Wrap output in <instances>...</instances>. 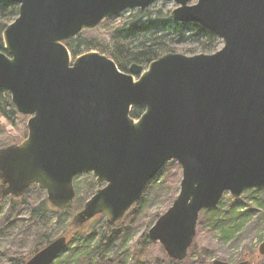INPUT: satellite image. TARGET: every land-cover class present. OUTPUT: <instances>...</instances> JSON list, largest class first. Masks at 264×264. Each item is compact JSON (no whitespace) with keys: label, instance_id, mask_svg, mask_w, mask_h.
Wrapping results in <instances>:
<instances>
[{"label":"water","instance_id":"water-1","mask_svg":"<svg viewBox=\"0 0 264 264\" xmlns=\"http://www.w3.org/2000/svg\"><path fill=\"white\" fill-rule=\"evenodd\" d=\"M6 1L18 14L1 33L0 89L27 115V135L0 148V196L19 198L35 184L50 206L63 209L75 198L73 178L91 172L104 184L71 222L105 214L115 223L176 160L178 192L147 236L180 261L200 211L216 207L225 192L238 199L264 185V0H163L176 4L169 21L195 22L223 46L167 51L127 71L95 49L72 57L64 41L157 0ZM134 105L143 107L137 117L130 115ZM66 245L59 235L24 264H50ZM257 253L264 255V238Z\"/></svg>","mask_w":264,"mask_h":264},{"label":"rangeland","instance_id":"rangeland-1","mask_svg":"<svg viewBox=\"0 0 264 264\" xmlns=\"http://www.w3.org/2000/svg\"><path fill=\"white\" fill-rule=\"evenodd\" d=\"M175 6L176 4L173 1L157 0L150 4L148 8L151 12H156L158 9H161L163 13L167 14L162 17V19L167 20L168 12ZM135 9L136 8L125 9L118 15L102 19L96 28L81 32L83 38L95 43L99 46L98 51L107 54L106 49L110 47L109 36L111 29L131 20V16L134 15ZM152 15H154V13ZM146 18H148L147 15H145L144 19ZM222 45L223 43L220 40L214 51L221 48ZM86 50L89 49H84L82 51ZM171 51H177L186 55L201 52L210 53L201 50L194 43L188 42L177 44ZM0 120L3 121L1 118ZM6 129L12 130V132L16 134V130L14 128L11 129L10 125H6ZM19 141H13L8 144ZM170 161H168V163ZM157 175L155 187L151 190V196H149L146 204L148 211L154 215H152L153 217L150 215V218L152 217V219L147 217V219H150L148 221L149 223L141 222V219H136L132 223L129 232H124L122 229L118 236L112 238L105 237L106 235L104 236V225L108 219L105 214H97L92 219L77 226L71 222L72 215L82 206L83 203L68 211L69 215L66 219L67 221H58V216L50 211L48 206L47 209L40 214V211H38L37 208H35V210L34 207H36L35 205L40 200L46 198V192L44 189L39 188L36 185H32L26 194L21 196V200H26V203L24 204L15 203V205H12L8 196L1 197L0 264H12V257L26 254L28 251H31L37 243H41L44 246L47 243L45 242L46 239L51 240L59 235H63V230L67 226L78 228V230L82 232L72 238L69 241L70 243L66 245L62 252L50 264H105V260L107 258H111L113 260V264H154L155 260L157 261L156 264H170V262H168L163 255L167 254L157 241L150 240L149 238L145 241L141 237L138 244L143 245L145 252H138L139 255L135 254L134 256L133 249L129 248L130 245L136 239L140 238L144 232L147 235L148 228L153 224L155 219L168 208L178 192V182L176 191L174 190L175 188L172 187L166 192L167 187L165 186L167 184L163 186L161 185L162 187L159 186V183L162 184L165 174L160 171ZM180 177L181 168L179 166V178ZM178 181H180V179H178ZM103 184L104 182L97 183L91 172L82 173L73 178V187L76 192V196L82 198L83 202L93 194L95 189ZM146 186L147 184L145 185L142 195L145 192ZM226 195H229V193L225 192L222 198ZM251 195V192L248 193L245 190L241 194L240 198L235 199L232 197L236 200L234 204L227 202L224 205L220 201L216 207L206 209L211 214L210 218L212 220H217V222H215L216 226L221 224V218H223L229 226L234 228V231H232L230 236L225 238L223 242H217L218 244L208 252H193L191 259L195 260L200 255V257L205 260L208 259L211 261L213 258H220L228 262H235L241 259V256L245 254L255 251L257 252V247L264 238V200L262 201V205L255 206L254 199ZM47 204L49 205L48 202ZM219 206H221L220 209ZM119 223L120 222H115L111 224H113L116 228ZM215 231L218 232V234L220 233L218 230ZM103 237H105L104 242L106 243L102 245V248H99ZM212 237L216 238L214 232ZM107 240L109 241L107 242ZM143 241L144 243H142ZM155 242L160 246V249L155 247ZM207 242H211V240L205 236L204 232L196 236L195 245L197 249L202 250L201 247L206 245ZM31 255H29L27 259ZM148 255L150 259H147ZM182 260L175 261L181 262ZM251 264H264V255H258L256 259L251 261Z\"/></svg>","mask_w":264,"mask_h":264},{"label":"trees","instance_id":"trees-1","mask_svg":"<svg viewBox=\"0 0 264 264\" xmlns=\"http://www.w3.org/2000/svg\"><path fill=\"white\" fill-rule=\"evenodd\" d=\"M144 11V10H143ZM140 11L139 9H135L134 15L131 16V20L125 22L121 25H117L110 31V38H109V48L106 49L107 55L112 57L116 62L118 68L123 71H127L128 67L132 63H137L141 65H147L148 62L155 59L159 55L164 52L171 51L173 47L180 43H194L197 45L201 50L212 52L216 49L218 42L220 41L219 38L209 30L203 28L201 25L195 22H171L168 19L163 20L162 17L166 16V13H163L161 9H158L156 12H151L150 9H145V11ZM154 13V15H152ZM18 14V5L11 1L0 0V50H3V42L1 38V33L3 28L6 26L7 23L12 21L15 16ZM145 15L148 18H145ZM65 44L67 45L70 53L72 56H75L82 52L84 49H97L99 50V46L95 43L84 39L83 35L80 33L79 35L69 38L65 40ZM143 111V107L134 105L131 108L130 115L133 117H137ZM0 147L4 146L13 141H19L24 138L27 134L26 129V118L25 114L20 113L16 110L14 104L10 99V95L6 90L0 89ZM6 125H10L11 129L16 130V134L12 132V130L6 129ZM165 175L162 184L159 183V186H163L167 184L165 187L166 192L167 190L174 187L176 191L177 182L179 183V165L176 161H170L166 163L161 169ZM159 171V172H160ZM158 172V173H159ZM157 173V174H158ZM148 181L144 194L142 195L140 201L135 204L129 212L122 218L121 221L117 225V229L111 224L108 219L105 222V237H116L122 231L129 232V229L136 219H141V222H147L154 216L150 211L147 209V201L149 199L151 190L155 187V180L158 175ZM32 186V185H31ZM30 186V187H31ZM161 186V187H162ZM4 185L1 184L0 179V189H2ZM29 187V188H30ZM27 189V191L29 190ZM173 190V192H174ZM26 191V192H27ZM248 193H252V198L254 199V205L260 206L262 205V201L264 200V186L260 188H250L246 190ZM26 192L24 194H26ZM23 194V195H24ZM254 194V195H253ZM1 197L4 196H0ZM10 198V203L15 205V203H26V200H21L19 198H14L8 196ZM20 199V200H19ZM221 203L225 205V203L229 202L230 204H234L236 201L229 195H226L222 198ZM83 203V199L76 196L73 201V204L69 206V208L63 209H56L47 204L46 198L40 200L34 207L40 211V214L47 209V206L50 211L55 213L58 217V221H67L68 211L77 207L78 205ZM50 206V207H49ZM221 206H219L220 209ZM218 209V210H219ZM36 210V209H35ZM209 213V214H208ZM223 213V212H222ZM150 215L152 216L150 218ZM158 215V214H155ZM149 217L150 219H147ZM211 214L207 210L201 211L197 225H196V234H200L202 232L205 233V236L208 237L211 242H207L206 245H203L201 248L202 250L197 249L196 243V236L194 238L192 246L188 250L187 256L181 262L175 261L170 259L167 255L163 254L170 264H210V260H205L200 257L197 259H191L193 252L198 253V251L208 252L210 249H213L215 245L220 242H223L225 238L229 237L234 228L229 226L223 218H221V224L216 226L215 222L217 220H212ZM71 224V223H70ZM69 224V225H70ZM121 227V228H120ZM120 229V230H118ZM215 230L220 231L216 232ZM78 228L75 227H65L63 230V235L67 237V244L70 243L69 241L74 238L76 235L81 233ZM216 235V238H213L212 235ZM105 237L101 239V243L99 248H102ZM144 239L145 241L148 240L146 233L144 232L140 238L136 239L131 245L130 249H133V254H138V252L144 251L143 245H139V240ZM50 239H46L45 242H48ZM109 240H107L108 242ZM44 242V243H45ZM218 242V243H217ZM144 243V241L142 242ZM154 243V242H152ZM155 242V247L160 249V246ZM43 244L37 243L36 246L28 251L26 254L12 257V264H24L27 260V257L34 253L36 250L41 248ZM145 252V251H144ZM142 256V255H140ZM248 257L251 261L258 257V253L250 252L249 254H245L241 256L242 258ZM147 259H150L149 255ZM157 261H154L156 264ZM105 264H113V260L111 258H107L105 260Z\"/></svg>","mask_w":264,"mask_h":264}]
</instances>
